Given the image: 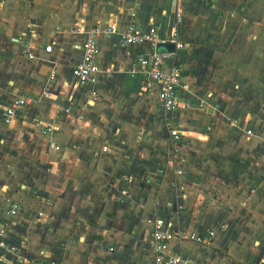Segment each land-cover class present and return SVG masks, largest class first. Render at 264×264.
<instances>
[{
    "label": "crops",
    "instance_id": "0c3cea01",
    "mask_svg": "<svg viewBox=\"0 0 264 264\" xmlns=\"http://www.w3.org/2000/svg\"><path fill=\"white\" fill-rule=\"evenodd\" d=\"M109 22L153 27L161 37L177 28L184 47L164 67L182 69L178 99L188 108L165 112L158 82L139 91L142 77L131 70L149 42L123 45L117 32L97 37L96 85L76 81V46ZM262 44L264 0H0L6 244L42 263L150 264L152 222L162 217L174 231H214L207 243L170 240L189 264L258 260L264 59L254 47ZM21 96L27 104L3 123L4 109ZM170 127L180 138L173 141ZM0 252V264H14L12 252Z\"/></svg>",
    "mask_w": 264,
    "mask_h": 264
},
{
    "label": "built area",
    "instance_id": "2783aa9c",
    "mask_svg": "<svg viewBox=\"0 0 264 264\" xmlns=\"http://www.w3.org/2000/svg\"><path fill=\"white\" fill-rule=\"evenodd\" d=\"M178 19L179 16L177 15ZM117 32L120 36L123 45L132 43L149 42L147 51H141L137 58V65L131 70V73L141 75L140 92H145L151 88L153 82H158L160 88L158 91V100L161 108L165 112H170L175 109H186L188 105L181 103L178 99V91L182 86V69L179 65L173 63L168 69H165L164 62L171 57L177 49L184 47V43L179 39V33L175 27L167 37H161L157 31L150 27L147 30L140 29L138 26L130 25L125 28H120L114 23L96 24L87 30L85 37L76 46L80 50V61L72 68V75L76 81L81 85L95 86L98 80L99 68L96 63V58L99 53V46L97 37L99 35H109ZM169 42L173 46L172 51H158L156 49L157 43ZM51 44L45 46L46 51L51 50ZM29 58L34 55L28 53ZM44 95L49 96L47 91L43 92ZM93 99H98L96 91L92 92ZM28 100L25 96L15 97L12 103L4 109L2 122L5 124L10 123L20 108L27 104ZM65 112H69L70 108H65ZM79 117L82 115L79 113ZM51 128H43V133H49ZM248 135L251 134L250 130L246 131ZM169 134L173 141L179 137V132L171 128ZM58 147V146H56ZM107 148H103L106 151ZM176 161L175 158L172 162ZM181 174V170L176 171ZM18 205L12 203L10 213H16ZM43 215L42 212H37L34 218L37 221ZM152 238L151 245L154 251V258L150 264H189L190 259L184 254L182 249L172 250L170 247V240L176 237L179 243L192 240L198 243H207L211 237L214 236L213 230H207L203 233L189 232L186 230L174 231L170 229L162 217H156L152 222ZM7 226L4 222L0 221V248L5 247L14 255V264H57L55 261H48L46 263L38 262L34 258H27L17 252L15 245H7L5 241ZM1 256V252H0ZM127 264H135L129 262ZM249 264H264V253L262 256Z\"/></svg>",
    "mask_w": 264,
    "mask_h": 264
},
{
    "label": "water",
    "instance_id": "95a60500",
    "mask_svg": "<svg viewBox=\"0 0 264 264\" xmlns=\"http://www.w3.org/2000/svg\"><path fill=\"white\" fill-rule=\"evenodd\" d=\"M156 49L158 51H172L173 50V46L169 42H167V43H157Z\"/></svg>",
    "mask_w": 264,
    "mask_h": 264
},
{
    "label": "rangeland",
    "instance_id": "374dc122",
    "mask_svg": "<svg viewBox=\"0 0 264 264\" xmlns=\"http://www.w3.org/2000/svg\"><path fill=\"white\" fill-rule=\"evenodd\" d=\"M252 21L254 22V21H260V20L257 18L256 20L253 19ZM261 22H263V21H261ZM254 49H260V50L262 51V59H264V44H262V46L257 45V46L254 47ZM254 55H256V54L253 53V56H252V58H251V59L253 60V62H254V60H255ZM263 64H264V62H263ZM228 119H229V121H230V120L234 121L233 118H229V117L227 116V120H228ZM179 138H180V137H179Z\"/></svg>",
    "mask_w": 264,
    "mask_h": 264
}]
</instances>
